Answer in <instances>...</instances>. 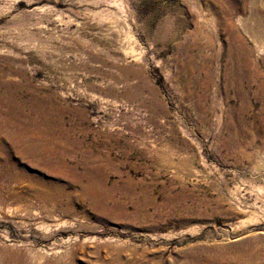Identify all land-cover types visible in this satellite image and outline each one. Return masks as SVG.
I'll list each match as a JSON object with an SVG mask.
<instances>
[{
  "label": "rangeland",
  "instance_id": "rangeland-1",
  "mask_svg": "<svg viewBox=\"0 0 264 264\" xmlns=\"http://www.w3.org/2000/svg\"><path fill=\"white\" fill-rule=\"evenodd\" d=\"M253 17L264 0H0V264H264Z\"/></svg>",
  "mask_w": 264,
  "mask_h": 264
},
{
  "label": "bare ground",
  "instance_id": "bare-ground-1",
  "mask_svg": "<svg viewBox=\"0 0 264 264\" xmlns=\"http://www.w3.org/2000/svg\"><path fill=\"white\" fill-rule=\"evenodd\" d=\"M251 1L253 2V0H251ZM233 2H232V4H233ZM231 9H233V10L234 9H236V10L237 9L238 10H244V6L241 7V4H239L238 6L237 5L236 6L232 5ZM253 18H255L256 22L258 23L259 28H254L253 29V28H248L246 26L245 30L248 33V35H250V37H252L255 41L264 42V18L263 17H253ZM230 31H231L232 36L234 37L233 39H236L237 37H240V39H239L240 41L237 40L239 42L237 47H239V49H240V53L238 55L239 56L241 55V57H243L247 53L248 47H247V45L245 43H243V39H242L240 33H238L236 31L235 27L232 24H230ZM231 45H232V49H234L235 48L234 45H236V41L235 42L232 41ZM233 55H235L238 58L237 54H233ZM238 61H239V59H238ZM239 69L240 68L236 64H234V65H232V68H231L230 71H232V73H234V75L236 74V76H237V74H239L241 79H246L247 75L245 73V70L241 71ZM254 81H255L254 76L249 77L248 86L250 88L252 87L253 83H255ZM255 84L257 85V83H255ZM258 89H259V86H258ZM261 98H264V97L261 96Z\"/></svg>",
  "mask_w": 264,
  "mask_h": 264
}]
</instances>
